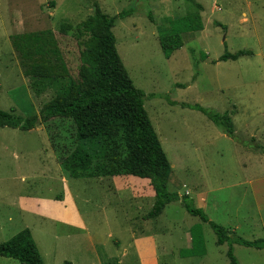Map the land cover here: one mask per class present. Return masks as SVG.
<instances>
[{
    "label": "rangeland",
    "instance_id": "rangeland-1",
    "mask_svg": "<svg viewBox=\"0 0 264 264\" xmlns=\"http://www.w3.org/2000/svg\"><path fill=\"white\" fill-rule=\"evenodd\" d=\"M192 1L203 6V29L182 33L183 45L165 57L159 29L195 10L187 0H0V108L39 114L53 94L32 90L11 44L13 34L51 29L60 61L76 78L80 47L73 33L59 31L60 23L76 25L94 2L109 15L132 7L133 15L116 19L112 31L171 164L168 190L187 193L229 234L264 238V200L256 196L264 193V0ZM225 49L252 53L216 61ZM193 105L228 111L235 137ZM63 144L73 146V127L66 119L38 121L29 130L0 127V243L27 227L44 264H150L140 263L132 243L138 224L147 220L157 264H228L227 244H217L208 222L179 201L144 219L154 201L147 179L132 175L119 187L111 176L67 177L59 163ZM251 181L261 184L257 191ZM66 188L72 206L41 201L62 200ZM74 206L85 227L74 219ZM130 223L136 224L135 232ZM193 225L199 227L205 255L183 253L191 248L187 234ZM233 254L238 264H264V247L234 243ZM0 264L20 263L0 255Z\"/></svg>",
    "mask_w": 264,
    "mask_h": 264
},
{
    "label": "trees",
    "instance_id": "trees-1",
    "mask_svg": "<svg viewBox=\"0 0 264 264\" xmlns=\"http://www.w3.org/2000/svg\"><path fill=\"white\" fill-rule=\"evenodd\" d=\"M187 1L195 10L191 7L179 18L168 19L159 29L158 41L165 57L183 45L182 33L203 29L202 4ZM133 12L132 7H127L109 15L99 3L94 2L91 13L76 25L67 21L60 23L59 31L73 33L80 47L76 78L66 72L60 61L51 29L13 34L11 44L18 53L23 74L30 79L32 90L36 94L52 90L53 94L42 105L39 114L22 116L14 108H0V127L29 130L38 121L45 122L51 118L69 120L73 127V146L70 148L68 144H63L59 157L67 177L127 174L149 179L154 201L144 219L156 218L166 204L180 200L188 213L208 222L216 235L217 244H227L228 264H238L233 244L262 248L264 238L247 240L233 236L225 226L211 221L200 207L194 206L187 193L179 196L177 192L168 190L171 164L144 108V92L134 85L124 66L112 31L116 19L133 15ZM251 53L247 49L236 52L225 49L216 61L234 60ZM193 107L204 113L224 134L235 137V126L228 111L217 112L199 105ZM199 231L195 225L190 228L192 245L183 253L204 254ZM0 255L16 259L20 264H44L27 227L0 243ZM61 264H70V261L65 260Z\"/></svg>",
    "mask_w": 264,
    "mask_h": 264
},
{
    "label": "crops",
    "instance_id": "crops-1",
    "mask_svg": "<svg viewBox=\"0 0 264 264\" xmlns=\"http://www.w3.org/2000/svg\"><path fill=\"white\" fill-rule=\"evenodd\" d=\"M111 177H113L114 180L116 181L117 185L119 187H121V186H123V182H125L128 179V177H132V175H127V174H125V175H114V176H111ZM101 178H103V177H101ZM139 178H135V179H139ZM141 179H147V178H141ZM146 181H148V183H149V179H147ZM258 181H256V183ZM119 183H121V186H120ZM255 184H254L253 181H251V185L254 186L253 189H256V191H257L258 185H261V184H256V188H255ZM150 187H151V185H150ZM152 193H153V196L152 197H154L153 190H152ZM63 194H64L63 195L64 197H63L62 200H56V199H54V200H52V199L51 200H49V199L48 200H45V199H42L41 201H43L44 204L46 203V204L57 205L58 208H60L61 207V204H62V207L64 209H65V206H67L68 203H69V206H72L73 203H74V201L72 200V197L70 195V192L68 191L67 188L64 190ZM256 196H257L258 201L259 200H264V193L262 191L259 190L256 193ZM133 198L134 199L135 198L136 199H140L137 196L136 197H133ZM200 199H201V202H204V200H203L202 197ZM177 201L180 202V200H177ZM75 218L78 220V223H79L80 227H85L84 221H83L80 213L77 211V208L74 206V219ZM143 222H141V223L138 224L140 229H136V227H137L136 224L130 223L131 228H132V232H135V229L137 230L135 232L137 235H135V234L132 233L133 234V236H132V243H133V246L135 248L136 254L139 257L140 263H144V262H147L148 261L150 264H152V263L157 264V257H156V255H157L158 251H157V247L155 246V242H156L155 241V237H154L153 234H149V233L146 232V227H144V226L146 225L147 220H144ZM187 238L190 241V244L192 245L190 233L187 234ZM200 255H203V254L201 253V254H198L197 256H200Z\"/></svg>",
    "mask_w": 264,
    "mask_h": 264
}]
</instances>
